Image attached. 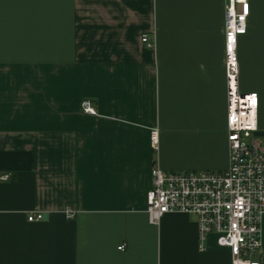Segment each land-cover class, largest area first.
Segmentation results:
<instances>
[{"label": "crops", "instance_id": "0c3cea01", "mask_svg": "<svg viewBox=\"0 0 264 264\" xmlns=\"http://www.w3.org/2000/svg\"><path fill=\"white\" fill-rule=\"evenodd\" d=\"M224 3L0 0V264H230L192 214L145 212L153 161L228 166ZM248 3L238 89L264 135V0Z\"/></svg>", "mask_w": 264, "mask_h": 264}, {"label": "built area", "instance_id": "2783aa9c", "mask_svg": "<svg viewBox=\"0 0 264 264\" xmlns=\"http://www.w3.org/2000/svg\"><path fill=\"white\" fill-rule=\"evenodd\" d=\"M248 0H225L223 10L224 77L226 90V136L228 166L222 171H165L153 161L146 215L157 224L166 213L192 214L196 218L198 247L205 249L210 235L215 245L227 249L230 264H261V219L264 215V135L257 123V95L238 89L237 37L246 31ZM231 37V39L229 38ZM140 42L148 48V35ZM83 112L93 114L90 102H80ZM157 129L150 140L157 146ZM8 175L0 176L2 180ZM72 217L74 212L66 208ZM27 221L42 219L31 212ZM122 250L124 244L117 247Z\"/></svg>", "mask_w": 264, "mask_h": 264}, {"label": "snow or ice", "instance_id": "6c2138e0", "mask_svg": "<svg viewBox=\"0 0 264 264\" xmlns=\"http://www.w3.org/2000/svg\"><path fill=\"white\" fill-rule=\"evenodd\" d=\"M231 39V37H229Z\"/></svg>", "mask_w": 264, "mask_h": 264}]
</instances>
